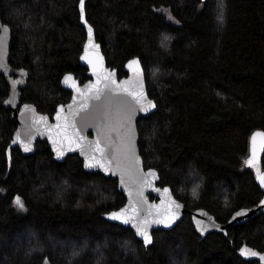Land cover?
Segmentation results:
<instances>
[{"label": "trees", "instance_id": "1", "mask_svg": "<svg viewBox=\"0 0 264 264\" xmlns=\"http://www.w3.org/2000/svg\"><path fill=\"white\" fill-rule=\"evenodd\" d=\"M12 28L11 64L30 71L23 102L53 115L71 92L66 72L89 76L80 56L88 24L107 63L126 75L141 58L157 110L138 122L146 168L189 210L225 223L263 196L245 166L249 136L264 129V0H1ZM84 17V20H82ZM0 77V264H262L264 213L200 240L189 212L150 246L104 219L125 202L117 180L87 172L77 154L56 161L45 141L32 155L7 148L16 128ZM264 168V155L262 158ZM19 197L24 208L18 210Z\"/></svg>", "mask_w": 264, "mask_h": 264}, {"label": "water", "instance_id": "2", "mask_svg": "<svg viewBox=\"0 0 264 264\" xmlns=\"http://www.w3.org/2000/svg\"><path fill=\"white\" fill-rule=\"evenodd\" d=\"M84 24L87 29L90 27ZM12 43V28L3 21L0 6V77L3 76L9 85L3 106L11 110V119L16 124L7 148L9 169L11 148L18 147L24 155H32L38 141L47 143L56 161L62 162L67 156L77 154L87 172H100L116 179L119 191L125 196L124 204L104 213V219L131 228L145 246L153 243L154 230L173 229L187 212L200 234V240L210 232L227 234L229 226L242 224L264 213V184L261 183L264 176V149L261 147L264 137L256 136L257 133H264V129L251 132L248 155L244 160L245 166L253 170L263 196L256 205L234 211L227 222L221 223L205 208L189 210L169 185L159 184L160 174L156 168L145 167L139 148L137 122L141 117L155 112L157 103L148 94L146 73L139 56L126 61V75L119 77L117 68L108 65L102 45L92 29L91 36L88 32L80 56L89 78L81 82L75 73L66 72L62 85L71 92V97L66 103L59 104L50 116L38 110L34 103L23 102V90L28 85L30 71L25 67L12 66ZM85 55L87 59L83 58ZM68 76L72 80L66 82ZM254 136L255 155L252 144ZM97 142L103 149V155L94 151ZM25 147L30 150L25 151ZM250 160L253 161L252 165L247 163ZM121 210H126L122 212L121 219H113L112 214L121 213ZM125 220L128 222L125 223ZM142 230L151 237V243H145L140 234ZM249 249L250 252L247 251ZM239 254L246 259H258L264 264V252L241 247Z\"/></svg>", "mask_w": 264, "mask_h": 264}, {"label": "snow or ice", "instance_id": "3", "mask_svg": "<svg viewBox=\"0 0 264 264\" xmlns=\"http://www.w3.org/2000/svg\"><path fill=\"white\" fill-rule=\"evenodd\" d=\"M80 6H81V10L83 11L84 0H80ZM85 23H87V21H85ZM88 32H89V36H91V33H92V29H91V27L88 28ZM97 47H98V46H97ZM83 58H84V59H87V55H85V57H83ZM89 62H90V61H89ZM133 63H136V62L134 61ZM65 80H66V82H67V81H71V80H72V77H71V76H68V77L65 78ZM153 107H154V105H153ZM42 119H43V118H42ZM256 136L264 137V133H257ZM256 136H254V137L252 138V144H253V155H255V151H256V147H255V146H256ZM81 139H82V137H81ZM261 147H262V149H264V143H262ZM28 150H30V149H29L28 147H25V151H28ZM94 151H99V152L101 153V155H103V149L100 148V146H99V142H97V144H96V146H95V148H94ZM61 154H62V153H61ZM247 163H248L249 165H252V164H253V161L250 160V161H248ZM152 175H154V173H152ZM261 183L264 184V176L261 177ZM166 191H167V190H166ZM15 203H16V205H17L19 208H21V209L24 208V204H23L22 200H21L19 197L16 198ZM262 203H264V202H262ZM124 211H126V210H121V213H113V214H112V218H113V219H121V214H122V212H124ZM238 215H239V213H238ZM127 222H128V221L125 220V223H127ZM140 234L144 237V240H145V243H146V244L152 242V241H151V237L147 234V232H145V231L142 230V231L140 232ZM251 254H252V255H255L256 253H251Z\"/></svg>", "mask_w": 264, "mask_h": 264}, {"label": "rangeland", "instance_id": "4", "mask_svg": "<svg viewBox=\"0 0 264 264\" xmlns=\"http://www.w3.org/2000/svg\"><path fill=\"white\" fill-rule=\"evenodd\" d=\"M16 206H17V205H16ZM17 209H18V210H22V209L19 208L18 206H17ZM45 264H49V262L46 261Z\"/></svg>", "mask_w": 264, "mask_h": 264}, {"label": "flooded vegetation", "instance_id": "5", "mask_svg": "<svg viewBox=\"0 0 264 264\" xmlns=\"http://www.w3.org/2000/svg\"><path fill=\"white\" fill-rule=\"evenodd\" d=\"M250 250H251V249H249V250H247V251H249V252H250Z\"/></svg>", "mask_w": 264, "mask_h": 264}]
</instances>
